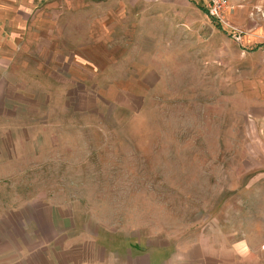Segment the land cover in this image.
<instances>
[{"label": "rangeland", "instance_id": "374dc122", "mask_svg": "<svg viewBox=\"0 0 264 264\" xmlns=\"http://www.w3.org/2000/svg\"><path fill=\"white\" fill-rule=\"evenodd\" d=\"M208 25V53L152 51L142 67L134 43L127 60L66 83L64 98L38 99L43 113L34 118L49 123L30 132L42 140L38 168L0 184L13 189L11 199L28 202V189H46L49 201L67 206L66 226L74 208L86 232L95 222L178 245L240 226L264 264V163L251 155L264 101L240 81L255 74L256 60L244 51L234 63L226 44L217 65L215 33L226 28ZM46 139L54 148L44 149Z\"/></svg>", "mask_w": 264, "mask_h": 264}, {"label": "crops", "instance_id": "0c3cea01", "mask_svg": "<svg viewBox=\"0 0 264 264\" xmlns=\"http://www.w3.org/2000/svg\"><path fill=\"white\" fill-rule=\"evenodd\" d=\"M226 16L241 33L238 40L229 29L215 33L217 65L227 59L226 44L234 63L249 51L255 74L240 81L249 84L250 96L264 101V0H229ZM208 24L197 0H0V184L31 178L38 168L42 140L30 132L49 127L34 118L43 113L38 99L59 98L54 91L64 98L66 83L73 86L95 66L127 60L134 43L142 67L152 51L198 47L208 53L214 45ZM257 123L259 151L251 155L264 163V119ZM48 142L44 149L54 148ZM5 187L0 185V264H242L245 258L256 264V242L242 237L240 226L230 236L220 231L215 240L183 245L170 236L95 222L86 232L74 208L65 225L67 206L49 201L46 189H28V202L16 203L13 189Z\"/></svg>", "mask_w": 264, "mask_h": 264}, {"label": "built area", "instance_id": "2783aa9c", "mask_svg": "<svg viewBox=\"0 0 264 264\" xmlns=\"http://www.w3.org/2000/svg\"><path fill=\"white\" fill-rule=\"evenodd\" d=\"M201 4L208 19L219 24L221 27L235 31V39L238 40L240 31L232 28L227 22L229 0H197Z\"/></svg>", "mask_w": 264, "mask_h": 264}]
</instances>
